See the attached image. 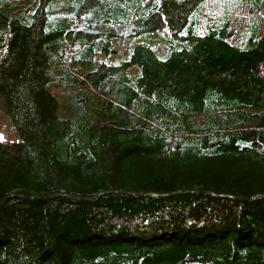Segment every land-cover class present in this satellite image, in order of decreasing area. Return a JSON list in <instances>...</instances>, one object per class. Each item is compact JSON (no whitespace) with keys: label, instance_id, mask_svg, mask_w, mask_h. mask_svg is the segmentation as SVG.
Segmentation results:
<instances>
[{"label":"trees","instance_id":"1","mask_svg":"<svg viewBox=\"0 0 264 264\" xmlns=\"http://www.w3.org/2000/svg\"><path fill=\"white\" fill-rule=\"evenodd\" d=\"M0 110V264H264V0H0Z\"/></svg>","mask_w":264,"mask_h":264},{"label":"rangeland","instance_id":"2","mask_svg":"<svg viewBox=\"0 0 264 264\" xmlns=\"http://www.w3.org/2000/svg\"><path fill=\"white\" fill-rule=\"evenodd\" d=\"M0 141H15L19 139L18 133L8 115L0 110Z\"/></svg>","mask_w":264,"mask_h":264},{"label":"water","instance_id":"3","mask_svg":"<svg viewBox=\"0 0 264 264\" xmlns=\"http://www.w3.org/2000/svg\"><path fill=\"white\" fill-rule=\"evenodd\" d=\"M176 192H184V191H176ZM186 192H194V193H196V194H213L212 192H209V191H194V190H187ZM124 193H126V194H128V195H142V196H149V197H159V196H163V195H166L165 193H162V194H158V193H154V192H124ZM98 195V194H97ZM97 195H94V197H96ZM9 196V195H8ZM7 196V197H8ZM53 196H57L56 194H54V195H50V197H53ZM63 196H67V197H70V198H74V199H82V198H78V197H76V196H73V195H65V194H63ZM7 197H5V198H3V200H1V202H0V204L2 203V202H4L5 201V199L7 198ZM28 197H36V196H28ZM94 197H92V198H94ZM256 196H252V197H250V199H254Z\"/></svg>","mask_w":264,"mask_h":264},{"label":"snow or ice","instance_id":"4","mask_svg":"<svg viewBox=\"0 0 264 264\" xmlns=\"http://www.w3.org/2000/svg\"><path fill=\"white\" fill-rule=\"evenodd\" d=\"M0 139H2V138H0Z\"/></svg>","mask_w":264,"mask_h":264}]
</instances>
